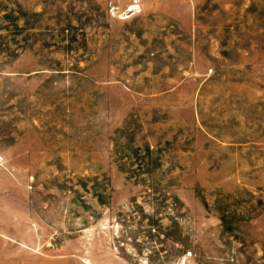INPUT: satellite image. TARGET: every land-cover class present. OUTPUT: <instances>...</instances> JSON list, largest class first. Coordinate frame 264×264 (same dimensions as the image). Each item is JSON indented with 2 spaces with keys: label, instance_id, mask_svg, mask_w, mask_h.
<instances>
[{
  "label": "rangeland",
  "instance_id": "obj_1",
  "mask_svg": "<svg viewBox=\"0 0 264 264\" xmlns=\"http://www.w3.org/2000/svg\"><path fill=\"white\" fill-rule=\"evenodd\" d=\"M0 264H264V0H0Z\"/></svg>",
  "mask_w": 264,
  "mask_h": 264
},
{
  "label": "bare ground",
  "instance_id": "obj_2",
  "mask_svg": "<svg viewBox=\"0 0 264 264\" xmlns=\"http://www.w3.org/2000/svg\"><path fill=\"white\" fill-rule=\"evenodd\" d=\"M134 7H136V6L135 5H132L131 8H130V10H133Z\"/></svg>",
  "mask_w": 264,
  "mask_h": 264
}]
</instances>
